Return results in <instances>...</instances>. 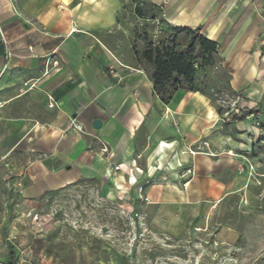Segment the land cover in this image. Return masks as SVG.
<instances>
[{
  "label": "crops",
  "instance_id": "1",
  "mask_svg": "<svg viewBox=\"0 0 264 264\" xmlns=\"http://www.w3.org/2000/svg\"><path fill=\"white\" fill-rule=\"evenodd\" d=\"M148 1L169 24L202 27L225 57L235 54L231 88L250 98L249 116L219 114L200 92L160 100L132 48L143 0H0V162L26 170L32 199L101 177L110 193L133 190L145 216L178 211L221 199L253 152L264 125V34L258 20L243 30L251 0Z\"/></svg>",
  "mask_w": 264,
  "mask_h": 264
},
{
  "label": "rangeland",
  "instance_id": "2",
  "mask_svg": "<svg viewBox=\"0 0 264 264\" xmlns=\"http://www.w3.org/2000/svg\"><path fill=\"white\" fill-rule=\"evenodd\" d=\"M251 3L241 16L243 30L258 20L262 36L264 0ZM155 23L134 24L133 33L159 35ZM217 43L216 64L197 85L221 114L231 115L250 98L231 88L236 57H225ZM132 48L137 61L148 42ZM143 69L150 72L144 62ZM230 182L217 201L178 211L147 208L145 216L133 190L110 193L101 177L32 199L26 170L0 162V264H264V129Z\"/></svg>",
  "mask_w": 264,
  "mask_h": 264
},
{
  "label": "trees",
  "instance_id": "3",
  "mask_svg": "<svg viewBox=\"0 0 264 264\" xmlns=\"http://www.w3.org/2000/svg\"><path fill=\"white\" fill-rule=\"evenodd\" d=\"M135 17L149 23L151 28L158 26L159 35H143L134 33L133 42L144 40L148 42V49L144 55L137 54V64L143 67V62L150 67L149 75L154 83L156 95L165 104L182 90L186 92H200L197 82L201 74L216 64L219 46L208 39L202 27L189 28L169 24L162 18V11L148 0L137 4ZM151 24V25H150ZM206 96V95H205ZM221 114L220 110H217ZM249 111L243 110L241 115H232L233 120L241 121L249 116ZM264 129V125H261ZM12 260L10 264H14Z\"/></svg>",
  "mask_w": 264,
  "mask_h": 264
},
{
  "label": "built area",
  "instance_id": "4",
  "mask_svg": "<svg viewBox=\"0 0 264 264\" xmlns=\"http://www.w3.org/2000/svg\"><path fill=\"white\" fill-rule=\"evenodd\" d=\"M112 74L114 77H119L115 71H112ZM243 110H244L243 107H239V108L235 109L234 113H232L231 115H241ZM225 116H229V114H226ZM79 130L81 131L82 129L79 128ZM191 154L193 155L194 152H191ZM178 166H179V168H182V169L184 168V165L182 163H179ZM121 168H122V165H118L115 167V171H119ZM135 171L137 173H144V171H142L138 167H135ZM129 172L132 173V170H129ZM192 174H193V170L187 168L184 170L183 176H190ZM134 181L136 182V179H134ZM150 182H155V179H151L150 181H148V183H150Z\"/></svg>",
  "mask_w": 264,
  "mask_h": 264
},
{
  "label": "water",
  "instance_id": "5",
  "mask_svg": "<svg viewBox=\"0 0 264 264\" xmlns=\"http://www.w3.org/2000/svg\"><path fill=\"white\" fill-rule=\"evenodd\" d=\"M101 125H102V122H101L100 120H96V121H94V123H93V127H94L95 129H99V128H101Z\"/></svg>",
  "mask_w": 264,
  "mask_h": 264
}]
</instances>
